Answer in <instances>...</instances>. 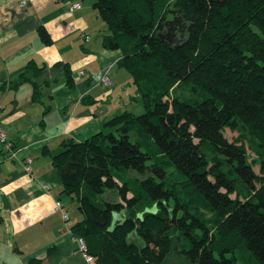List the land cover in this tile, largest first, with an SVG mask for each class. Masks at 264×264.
I'll return each mask as SVG.
<instances>
[{
	"label": "trees",
	"instance_id": "16d2710c",
	"mask_svg": "<svg viewBox=\"0 0 264 264\" xmlns=\"http://www.w3.org/2000/svg\"><path fill=\"white\" fill-rule=\"evenodd\" d=\"M169 3L186 24L174 44L160 37ZM94 6L144 111L65 139L52 157L92 264H264V0ZM66 83L75 86L68 69ZM180 87L192 98L170 94ZM32 100L41 101L35 84Z\"/></svg>",
	"mask_w": 264,
	"mask_h": 264
},
{
	"label": "crops",
	"instance_id": "0c3cea01",
	"mask_svg": "<svg viewBox=\"0 0 264 264\" xmlns=\"http://www.w3.org/2000/svg\"><path fill=\"white\" fill-rule=\"evenodd\" d=\"M75 1L82 8L71 12ZM95 2L0 0V127L23 148L10 160L0 146V264H88L72 232L82 215L73 216L69 200L75 199L62 192L52 157L65 139L85 141L116 114L137 115L139 104L132 78L117 67L121 50L103 45L110 31ZM40 27L51 43L41 39ZM34 84L39 102L32 100ZM25 156L33 158L31 173Z\"/></svg>",
	"mask_w": 264,
	"mask_h": 264
},
{
	"label": "built area",
	"instance_id": "2783aa9c",
	"mask_svg": "<svg viewBox=\"0 0 264 264\" xmlns=\"http://www.w3.org/2000/svg\"><path fill=\"white\" fill-rule=\"evenodd\" d=\"M27 0H21V5L25 6ZM82 8V3L80 1H75L70 5V11L73 12L75 10H79ZM86 39H89V36H86ZM102 82L104 84H108V78H103ZM0 146L4 153L7 154L8 159L16 160L18 158V154L23 151L22 147L16 145V143L9 137L8 132L3 128L0 127ZM24 167L28 173L32 172V162L33 158L31 156H25L24 160ZM44 187L46 189L50 188V184H45ZM55 209L60 210L63 214V220L68 221L70 219L68 211L64 210V207L60 201H56ZM76 241L78 243V250L86 259L89 264H92L93 258L88 253V248L85 240L82 237H76Z\"/></svg>",
	"mask_w": 264,
	"mask_h": 264
},
{
	"label": "rangeland",
	"instance_id": "374dc122",
	"mask_svg": "<svg viewBox=\"0 0 264 264\" xmlns=\"http://www.w3.org/2000/svg\"><path fill=\"white\" fill-rule=\"evenodd\" d=\"M168 9L169 10H168V13H167V21H166V23L172 24L176 19H179V23L176 24V25H174V26H172L173 27V30H172L171 34L169 36H167V39L169 40V42L171 44H174V43H178V41H180L184 37L185 30H186V24H185V22H184V20H183V18L181 16V14L178 12V10H176V8L174 7V5H172V4L169 3ZM170 24L167 25V29L165 31V32H167V35H168V32H170L169 31V28H168V27L171 26ZM170 94L171 95L177 94V95H180V96L189 98V99L192 98V96H193L189 90H184L182 87L178 88L177 90H173V88H172L170 90ZM138 95H139V93H138ZM139 98H140V95H139ZM134 108H135L134 112L137 113V115L143 113V111H144L143 106H142V104L140 102ZM225 136L230 141H232V140H234L238 136V133L237 132H232L230 129H226L225 130ZM249 153L251 155V158H254L255 157L252 154L251 151H249ZM170 173H171V171H170ZM176 178L177 177H175V179ZM103 197H104V199H109L110 198V195H109V193H106V194H104ZM69 202H70V205L72 206L71 207L72 214H73L74 217H76V215L79 214V211H78V203H77L76 200H74V202H72L71 200H69ZM117 216L118 215H115V219H116Z\"/></svg>",
	"mask_w": 264,
	"mask_h": 264
},
{
	"label": "flooded vegetation",
	"instance_id": "af4514ba",
	"mask_svg": "<svg viewBox=\"0 0 264 264\" xmlns=\"http://www.w3.org/2000/svg\"><path fill=\"white\" fill-rule=\"evenodd\" d=\"M178 23H179V19H176L172 24L165 22V31L167 29V25H169V24L171 25L170 27H168L169 28V31H170V32H168V35H167V32H164L166 39H167V36H169L171 34L172 30H173V27L172 26H174V25H176Z\"/></svg>",
	"mask_w": 264,
	"mask_h": 264
},
{
	"label": "water",
	"instance_id": "95a60500",
	"mask_svg": "<svg viewBox=\"0 0 264 264\" xmlns=\"http://www.w3.org/2000/svg\"><path fill=\"white\" fill-rule=\"evenodd\" d=\"M160 37H161L162 39H164V38H165V34L160 35Z\"/></svg>",
	"mask_w": 264,
	"mask_h": 264
}]
</instances>
